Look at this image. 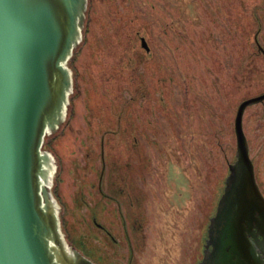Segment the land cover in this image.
Returning a JSON list of instances; mask_svg holds the SVG:
<instances>
[{
	"label": "rangeland",
	"instance_id": "1",
	"mask_svg": "<svg viewBox=\"0 0 264 264\" xmlns=\"http://www.w3.org/2000/svg\"><path fill=\"white\" fill-rule=\"evenodd\" d=\"M141 37L153 57L143 54ZM255 39L264 50V0H88L76 50L81 85L60 131L44 140L53 139L52 191L69 244L96 264H128L115 206L97 192L101 151L105 191L110 166L134 160L133 150L143 148L148 206L135 264L201 261L209 218L235 160L237 106L264 93ZM242 125L264 195V102L245 110ZM158 228L160 238L150 233Z\"/></svg>",
	"mask_w": 264,
	"mask_h": 264
},
{
	"label": "water",
	"instance_id": "2",
	"mask_svg": "<svg viewBox=\"0 0 264 264\" xmlns=\"http://www.w3.org/2000/svg\"><path fill=\"white\" fill-rule=\"evenodd\" d=\"M87 8L88 0H0V264H96L66 240L52 191L58 163L43 148L68 116V62ZM263 102L264 93L237 106L235 160L198 264H264V195L242 125L245 110Z\"/></svg>",
	"mask_w": 264,
	"mask_h": 264
},
{
	"label": "flooded vegetation",
	"instance_id": "3",
	"mask_svg": "<svg viewBox=\"0 0 264 264\" xmlns=\"http://www.w3.org/2000/svg\"><path fill=\"white\" fill-rule=\"evenodd\" d=\"M145 47L147 48V50L143 48V54L147 57H153V48L150 46L147 40H145ZM160 81L161 79L159 78L158 74L157 83H159ZM132 141L136 143L135 145H133L134 147H139V141L136 135L133 136ZM137 150L138 148H136V151L133 150L134 153L136 152L134 160L127 159L123 164L113 163L110 166L111 170L109 171V175L107 178L109 186L105 191L104 186L106 187L105 181L107 175V166L105 165L104 154L101 151L102 168L97 184V192L101 196V198L103 200H107L115 206V211L120 220L123 237L125 238L127 244L129 253L128 264H135L136 260L138 259V257L135 255V252L136 250H138L141 244H143L144 241L143 235L145 234L146 229L144 228L145 223L143 216L144 213L146 214V208L148 206V183L146 181L144 172L142 171V165L144 163L142 153H145V150L143 148H140V153H138ZM146 161L148 162V159ZM135 177H137L139 183L141 184L140 188H138V184L134 182ZM94 224L100 231L104 232L109 238L115 241L112 234L104 226L96 221H94ZM162 231L164 230L158 228V230H152L150 233L152 236L160 238ZM205 241L203 245V251ZM173 255L175 256V254Z\"/></svg>",
	"mask_w": 264,
	"mask_h": 264
},
{
	"label": "trees",
	"instance_id": "4",
	"mask_svg": "<svg viewBox=\"0 0 264 264\" xmlns=\"http://www.w3.org/2000/svg\"><path fill=\"white\" fill-rule=\"evenodd\" d=\"M236 7H238L240 10H236V12H238L239 14H241V12H243V5L240 3V2H236ZM245 21L242 22V25L246 28V31H248L245 23ZM91 29V26H87L86 30V35H85V38H84V42H83V45H85L86 43H88L87 41L89 40V37H90V34H91V31L89 32V30ZM85 30V31H86ZM250 37H253L252 35H250ZM88 39V40H87ZM86 47V46H84ZM80 52H76L75 54H73V57L69 60V66L73 69L74 71V86L75 88L77 89L79 87V85H81V82L79 80V76H80V71L78 70V68L75 67V64L78 62V59L80 57ZM71 103H72V100H70ZM53 139H49V140H46V143L43 144V148L44 149H50V148H53ZM53 194L55 195L56 192H53Z\"/></svg>",
	"mask_w": 264,
	"mask_h": 264
}]
</instances>
